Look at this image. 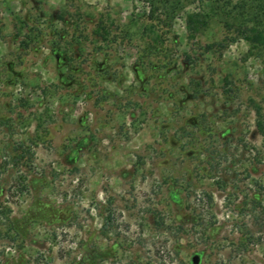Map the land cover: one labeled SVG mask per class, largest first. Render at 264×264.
<instances>
[{
  "label": "rangeland",
  "instance_id": "1",
  "mask_svg": "<svg viewBox=\"0 0 264 264\" xmlns=\"http://www.w3.org/2000/svg\"><path fill=\"white\" fill-rule=\"evenodd\" d=\"M252 1L0 0V264H264Z\"/></svg>",
  "mask_w": 264,
  "mask_h": 264
},
{
  "label": "trees",
  "instance_id": "2",
  "mask_svg": "<svg viewBox=\"0 0 264 264\" xmlns=\"http://www.w3.org/2000/svg\"><path fill=\"white\" fill-rule=\"evenodd\" d=\"M153 3L157 0H151ZM159 3L162 4V7L166 8L168 5H172V0H159ZM249 6H254L255 11L250 10L249 13L251 17L255 20L260 18V14L264 11V0H253ZM188 21L193 23L195 26V30H199L201 28V20H199L196 14H189ZM260 22V21H259ZM250 32L249 36H246L249 41L253 43V45H262L264 43V30L258 29L253 26L248 30Z\"/></svg>",
  "mask_w": 264,
  "mask_h": 264
},
{
  "label": "water",
  "instance_id": "3",
  "mask_svg": "<svg viewBox=\"0 0 264 264\" xmlns=\"http://www.w3.org/2000/svg\"><path fill=\"white\" fill-rule=\"evenodd\" d=\"M192 261H193V264H199V262H200V256L198 254H195L192 257Z\"/></svg>",
  "mask_w": 264,
  "mask_h": 264
}]
</instances>
